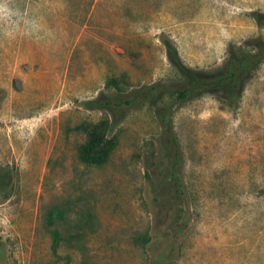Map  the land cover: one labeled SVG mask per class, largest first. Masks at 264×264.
<instances>
[{"label":"rangeland","instance_id":"374dc122","mask_svg":"<svg viewBox=\"0 0 264 264\" xmlns=\"http://www.w3.org/2000/svg\"><path fill=\"white\" fill-rule=\"evenodd\" d=\"M255 40L264 0H0V264H153L167 213L187 223L159 264H264V61L235 100L171 105L186 200L153 194L163 153L146 107L105 163L77 157L79 125L103 116L83 104L108 78L176 84L164 41L212 71Z\"/></svg>","mask_w":264,"mask_h":264},{"label":"trees","instance_id":"16d2710c","mask_svg":"<svg viewBox=\"0 0 264 264\" xmlns=\"http://www.w3.org/2000/svg\"><path fill=\"white\" fill-rule=\"evenodd\" d=\"M163 43L166 58L178 76L176 84L153 83L129 89L124 75L108 78L105 82L107 93L83 104L86 109L103 112V116L95 122H83L79 125L85 139L77 146V157L86 166L105 163L117 146V136L113 130L128 113L146 107L158 122L159 144L163 153L160 159L162 180L153 194L178 202L181 198L185 199V187L179 172L180 152L171 121V105L201 95H221L227 100L237 99L264 61V44L255 40L251 42L250 50H230L221 67L202 71L185 66L175 47L168 41ZM10 180V173L0 170V191L8 187ZM184 210H188L187 202L184 203ZM167 214L164 222L162 221L163 226L159 225L154 233V240L161 249L153 257V264L164 260L165 251L169 250L171 242L186 227L187 218L180 219Z\"/></svg>","mask_w":264,"mask_h":264}]
</instances>
